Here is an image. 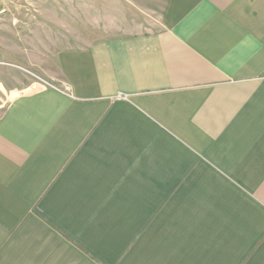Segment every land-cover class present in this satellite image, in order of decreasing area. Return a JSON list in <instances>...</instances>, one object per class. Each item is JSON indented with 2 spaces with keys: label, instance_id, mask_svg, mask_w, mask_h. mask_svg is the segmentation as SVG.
Returning a JSON list of instances; mask_svg holds the SVG:
<instances>
[{
  "label": "crops",
  "instance_id": "1",
  "mask_svg": "<svg viewBox=\"0 0 264 264\" xmlns=\"http://www.w3.org/2000/svg\"><path fill=\"white\" fill-rule=\"evenodd\" d=\"M54 66L0 104V264H264V0H167Z\"/></svg>",
  "mask_w": 264,
  "mask_h": 264
},
{
  "label": "rangeland",
  "instance_id": "2",
  "mask_svg": "<svg viewBox=\"0 0 264 264\" xmlns=\"http://www.w3.org/2000/svg\"><path fill=\"white\" fill-rule=\"evenodd\" d=\"M166 5L167 0H1L0 104L34 85L59 87V79L49 80L58 52L151 30L162 23Z\"/></svg>",
  "mask_w": 264,
  "mask_h": 264
},
{
  "label": "built area",
  "instance_id": "3",
  "mask_svg": "<svg viewBox=\"0 0 264 264\" xmlns=\"http://www.w3.org/2000/svg\"><path fill=\"white\" fill-rule=\"evenodd\" d=\"M1 1V0H0Z\"/></svg>",
  "mask_w": 264,
  "mask_h": 264
}]
</instances>
